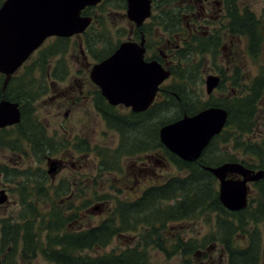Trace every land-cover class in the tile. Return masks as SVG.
I'll return each instance as SVG.
<instances>
[{"label":"rangeland","instance_id":"obj_1","mask_svg":"<svg viewBox=\"0 0 264 264\" xmlns=\"http://www.w3.org/2000/svg\"><path fill=\"white\" fill-rule=\"evenodd\" d=\"M240 2V7L252 11L260 22L259 35L261 36V42L258 45H254L255 55H251L247 49L248 36H246L245 44L240 41L238 34L235 36V42L240 51L243 52V47L246 46V84L251 88L256 84V81L264 79V0H240ZM187 3L188 0H178V3L173 6L159 4V8L155 10V13L158 15L162 10L168 9L170 11L167 13L168 15L180 16L182 11H186L185 4ZM194 3L196 4V1ZM211 6L208 9L209 19H213L219 10V6L215 1ZM92 11L93 9L89 12V15L91 16L94 13L96 15L94 20L97 22L92 31V33L94 32V36L92 37L91 34L88 36L91 42H93V48L96 50L93 53L101 54V51H107L110 47L115 46L117 41L128 39L129 33L132 30V22L127 16L126 0H107L106 2L104 0L102 5L97 7L94 12ZM196 11H200L198 3L196 4ZM221 16L219 15V18ZM219 18L216 22L211 20L210 23H207L208 28L212 29L218 26L220 24ZM189 20L190 15L186 16L185 21L182 22V27ZM162 23L163 20L157 16L155 19H152L151 26L149 23L147 24L149 44H156L160 39V28L164 32V27L160 25ZM176 30L181 31L177 28L173 29L172 35L175 34ZM80 39L79 36H76L69 41L67 40L68 42L66 43L45 44L42 48V53L38 54L39 52H37L32 57L31 62L27 64V67H29L34 60L37 61L33 67L31 69H27V67L21 69L22 73L19 76L21 82L34 77L37 79V85L40 82L44 84L41 95L27 106L26 112L28 114L32 113V117L39 121L44 129L46 141H48L49 145L44 152H42L38 145H31L33 147L31 150L28 142L20 138L17 140L16 138V145H20V149L6 146L7 141L13 139L20 132L21 127L19 125H17L16 129H8L7 133L5 131L3 136L0 135V142L3 141L4 143V145L2 142L0 144V171L4 172H0L1 180L3 183L8 184L5 188L8 189L9 194V201L0 205L1 218L12 217L15 220L18 219V214L23 206L17 188L26 187L25 191H31L32 187H36V181L39 179L38 167L41 166L47 171L48 161L51 158H64L65 161L59 174L54 179L57 187L60 186L57 184L68 178L67 176H71V179H73V176H77L78 179L85 181L83 186L86 187H65L69 190V193L71 192L72 194L73 192V195L69 196V198H67L68 194L63 196L75 202L76 206L79 202L82 203L87 200V197H90L92 200L89 208L90 214L87 215V212H85L86 215H83V209L82 220H75L73 223L70 222L68 224V228L72 230L78 229V226L82 229L88 224H99L114 210L118 200L135 198L150 185H160L171 176L183 174L171 155L168 154L166 148L164 146L160 147L157 140L156 147L153 149L138 150L136 152L130 149L131 144L135 140L143 139L149 141V143L151 142L149 138L153 126L150 123L151 119L146 118L144 123L139 124L141 128L139 130L136 129L135 132V127H133L131 138L133 137L134 139V134H138L140 137L128 142L129 138L123 136L120 130H114L105 124L95 109L91 96H79L78 91L77 93L70 92L68 89L69 81L66 80L51 85L50 78L46 77L42 72V65L44 66V70H49L48 62L50 60L53 61L52 73L63 71V73H70V77L72 73H78L79 71L82 73L86 69L87 72L91 70V65L97 59L92 53H90L89 60L82 57L85 64L81 62L79 57H76L79 55L78 42ZM240 60L241 57L239 56V58L236 57L233 61L235 64L233 74L237 73L238 76L236 81L240 79ZM88 61L90 62L89 64ZM220 62V59H216L213 62L212 57L206 54L192 53V46H184L180 52H177L173 56L174 72L177 75H183V77H179L175 73L174 77L166 81L162 87L185 86L186 98L190 103H198L196 105H198L199 109L204 108V104L213 102L229 106L234 99L241 98V95H246L245 97L249 96V87L244 86L242 83L238 88V94L235 96L231 94L236 89V82L233 79H227L225 84L217 88L213 94H207L205 78L209 73H213L211 68L212 63ZM228 77H230L229 73ZM84 80L87 82L85 76ZM169 84L171 85L168 86ZM88 90L95 91L96 87L87 85L86 91ZM166 99L168 98L165 97V93H162L161 102H167ZM166 106L165 110L157 113V117L162 118L167 113H170L168 117L174 119L182 115L181 112H177L179 106ZM254 109L252 118L254 124L249 132L235 131V125H231L229 126L230 132L226 131V134H228L225 137L226 139H219L217 144L213 146V150L220 149L225 153L226 161L228 157H231L232 159L256 162L258 155L253 153V146L259 145L261 149L264 148V88H261L260 95H257ZM66 112H68V116H65ZM118 112L127 116L130 115L129 111L122 106L118 108ZM236 138L242 144L238 143L237 145ZM81 139H85L87 142H81ZM23 149H27V153L23 152ZM73 154L75 155L74 159H67L65 157H71ZM146 161L150 172L143 177L141 167L143 162ZM80 165H82L81 170ZM6 168L8 170L7 174L5 173ZM17 170L19 171L18 174H16ZM22 173H25V175ZM26 178L27 182H25ZM120 179H124L125 182ZM49 182L52 184L50 178ZM51 184L49 187H52ZM45 185L48 186L47 182L43 184V186ZM2 188L4 187H0V189ZM45 198L43 197L41 205L44 209H49L52 201L48 198L44 200ZM51 199L59 201L55 197H51ZM174 202L172 200L167 203L163 202V204L170 205L174 204ZM249 208L254 210V215H256V219L258 220L250 222L243 220L242 227L244 226L248 231H252L253 235L260 239V246L262 248L260 264H264V185L251 191ZM217 214V211H212L209 214L199 216L195 220L176 225V228L169 229L168 232L160 231L161 234L168 233V235L175 234L184 237V241L190 238H197L201 243L205 242L203 251L198 254V259H195L194 255L186 258L179 253L168 258L163 251L150 246L148 249L151 255V264H227L228 256L223 245L216 240L210 239L211 234L217 228ZM238 222L236 220L235 223L238 225ZM242 227H240L241 230ZM127 235L131 237L116 236L106 248L98 249L92 253L102 254L112 250L124 249L127 246L131 247L138 243L137 234L127 233ZM206 253L207 255L205 256ZM26 263L53 264L41 255L27 260Z\"/></svg>","mask_w":264,"mask_h":264},{"label":"trees","instance_id":"obj_2","mask_svg":"<svg viewBox=\"0 0 264 264\" xmlns=\"http://www.w3.org/2000/svg\"><path fill=\"white\" fill-rule=\"evenodd\" d=\"M154 1L156 9L159 8V4L173 6L178 3V0ZM223 1L228 13L229 31L239 33L241 29L245 28L250 42L253 43L250 46V54L255 55L254 43L261 40L259 20L256 19L252 11L240 7V0ZM1 2L2 0H0ZM163 11L169 18H176L174 14L175 17L167 14L170 12L168 9ZM87 12L90 10L87 9ZM157 16L160 18L159 14ZM96 24L97 22L94 20L89 29L93 31ZM58 41L61 42L62 38H58ZM36 62L34 60L29 67L26 65L27 69H31ZM45 71L42 65V72ZM177 76L183 77V75ZM36 82L37 79L31 77L24 82L20 81L23 88L20 87L18 92L15 90L12 92V87L8 89L6 98L21 104L23 117L19 125L21 127L20 132L13 139H9L6 146L20 149V145H16V138L28 142L30 146L38 145L42 152L49 145L39 121L34 119L32 114L26 112L27 106L39 98L42 93L43 82H40L39 85ZM183 87L182 85L167 87L168 89L162 90V93H165V97L168 98L166 99L167 102L158 100L145 113L133 114V120L130 117H125L113 123L114 127L117 125L122 135L128 137V142H130L140 137V135L134 134V139L131 138V132L133 127H135L134 132L141 128L139 119L142 115L145 114L147 119H151L150 123L153 124L149 137L151 142L143 139L135 140L130 146L132 151L153 149L156 147V140L159 146L163 147L161 140H159V127L177 120L185 114L193 115L201 109L196 105L198 103L189 102L186 98L185 86ZM10 92L13 94L9 95ZM256 98L257 94H254V96L249 95L243 99H234L229 106L217 105L228 109L230 113L228 124L235 125V131L249 132L254 124L252 118ZM210 104L214 105L206 103L204 107ZM166 105L179 106L177 112H181L182 115L174 119L168 117L170 113L162 118L157 117V113L167 108ZM110 125H112L111 122ZM5 131L8 132V130ZM226 131L224 130L213 138L197 161H185L166 148L183 174L171 176L160 185L147 187L135 198L118 200L114 210L102 222L95 225L88 224L82 229L79 226L78 229H69L68 224L75 220L81 221L83 209V215H86L85 212L87 215L90 214L91 198L87 197V200L82 203L79 202L76 206L75 202L67 199L71 192L69 193L65 187H54L53 185L49 187L47 171L41 166L38 167L37 186L32 187L31 191H25L26 187L17 188L23 206L18 214V219L0 217V264H27V260L39 255L53 264H151V255L148 249L150 246L160 249L168 258L179 253L186 258L194 255V258L198 259V254L203 251L205 242L201 243L197 238L184 241V237L175 234L168 235V233L161 234L160 231L168 232L169 229L176 228V225L195 220L212 211H217L218 214L217 228L211 234L210 239L223 245L228 256L227 264H260L262 256L260 239L254 236L252 231L242 227L243 220L247 222L258 220L254 215V210H251L249 206L236 212L226 209L219 199L218 179L210 171L203 168L205 166H217L226 161V155L222 150H213V146L217 144L219 139H226L225 137L228 135ZM235 140L238 145V138ZM1 142L4 145L3 141ZM253 147V153L257 154L259 146L254 145ZM22 151L27 153V149ZM227 159L232 158L228 157ZM16 172L18 174L19 171ZM22 174L25 175V173ZM25 182H27V178ZM45 182L48 186H43ZM66 194H68L67 198L63 196ZM50 196L59 201L52 200ZM43 197L52 201L49 209L42 207ZM172 200L175 201L174 204H163V202L167 203ZM236 220L239 221L238 225L235 223ZM127 233L137 234L138 243L131 247L127 246L124 249L112 250L102 254L92 253L98 249L106 248L116 236L131 237Z\"/></svg>","mask_w":264,"mask_h":264},{"label":"water","instance_id":"obj_3","mask_svg":"<svg viewBox=\"0 0 264 264\" xmlns=\"http://www.w3.org/2000/svg\"><path fill=\"white\" fill-rule=\"evenodd\" d=\"M101 0H5L0 7V72L10 79L23 63L51 36L70 37L86 31L92 22L84 9ZM152 14V0H127V16L141 26ZM144 41L123 42L116 51L95 63L90 76L112 105L124 104L134 112L147 110L154 102L160 85L171 71L157 60L144 59ZM220 78L209 75L207 91L218 86ZM228 110L210 106L196 114L161 126L163 145L185 161H197L212 139L219 135L228 121ZM22 120L21 104L7 98L0 101V128ZM48 173L54 175L57 162L51 160ZM219 180V199L230 211L248 205V182L258 181L264 172L254 173L239 162L205 166ZM236 173L243 179L228 178ZM8 192L0 190V204L8 201ZM98 208V206H96Z\"/></svg>","mask_w":264,"mask_h":264},{"label":"flooded vegetation","instance_id":"obj_4","mask_svg":"<svg viewBox=\"0 0 264 264\" xmlns=\"http://www.w3.org/2000/svg\"><path fill=\"white\" fill-rule=\"evenodd\" d=\"M194 1H196V4L198 3V9L200 11H196V4L194 3ZM214 1L219 6L218 7L219 10L217 11V15L214 16L213 19H209L208 9L212 7L211 5H213ZM152 3H153V9H152L151 16L148 17L141 26H137L136 23L131 20L132 30L129 33L128 39L117 41V44L115 46L110 47L107 51H105V50L101 51L102 52L101 54L93 53L96 50L92 46L93 42H91L90 37H88L90 34L92 37L94 36V32L92 33L91 29H89L93 23H91L90 27L83 33L75 34V35L70 36V37L52 36V37H49L48 40L45 41L44 44H48V43L50 45L56 44V43L59 44L58 38H62L61 43H66L70 39H73L74 37L79 36L81 38L80 41L78 42L79 55L76 57H79L81 62L83 64H85L84 61L82 60V57L89 60L90 55H91L90 53H92V55L95 58H97L96 61L94 62V64H95V63L101 62L103 59L108 57L109 53L112 54L114 51H116L118 49V47L125 41L129 40V41L136 42L139 44L142 41H144V45H143V47L145 49L144 59L146 61L157 60L158 62H160L163 65L164 68L171 71V75L168 77V79L165 80L160 85V90L158 91L154 102H157L158 100L161 99L162 90L166 89L162 86L166 83V81H169L171 78L174 77L175 68H173V56L177 52H180L182 47H184V46H190L191 47L192 46V53H201V54L209 55L212 57L213 62H215L216 59L221 60L220 63H212L211 68L213 70L212 71L213 73H209L205 78V86H206L207 94H209V95L213 94V92L217 88H220L221 86H223V84H225V81L227 79H229V80L233 79L234 82H236L235 83L236 89H234L231 92V94L233 96L238 94V90H239L238 88L241 85V83L244 86L246 85L249 87V89H250L249 95H251V96H253L254 94L260 95L261 88H264V79L256 81V84L251 88L248 84H246V81H247V76L245 73L246 72V56H247L246 46L243 47V52H242V51H240L239 48H237V45L235 42V36H236V34H238L240 41L245 44L246 36H247V34L245 32V28L241 29L239 33H231L229 31V28H228V19L229 18H228L227 9L225 8V4H224L223 0H188V3L185 4L186 11H182L181 15L180 16L176 15V18H174V19L169 18L164 13V11L162 10L161 12H159V16H160V19L163 20V23L160 25H162L164 27V32H163V29L159 27L161 29V34H160V39L158 40V42L156 44H149V41H148L147 24L149 23L151 26L152 19L154 17H156V15H157V13H155L156 12L155 11L156 10V3L154 0H152ZM99 5L100 4L98 3L95 6L87 7L83 11V14L89 15V12H87V9H89L90 11L93 9L92 12H94V10L97 7H99ZM194 5H195V7H194ZM218 13H219V15H222L220 18H219ZM188 15H190V20L187 21V24L185 22V26L182 27V22L185 21V18ZM91 16L93 18V20H92V22H93L96 15H94V13H93ZM218 18H219L220 24L216 27H213L212 29H209L207 23H210L211 20L213 22H216V21H218ZM148 20H151V21H148ZM167 26H168V29H167ZM204 27H206V29H204ZM176 28L181 30V31L176 30L174 32L175 34L172 35L173 29H176ZM167 32H168V34H167ZM228 36H229V38L227 39ZM97 41H98V39H97ZM260 42H261L260 40L255 41L254 45H258ZM251 44H253V43L250 42V40L248 38L247 49L249 50V53H250ZM43 47L41 46L39 49H37L31 55L30 59L28 60L29 63L31 62L32 57L37 52H39L38 54L42 53ZM226 50H228V52H226ZM227 55H228V58H227ZM239 56L241 57V60L239 63L240 64L239 65V72H240L239 78L240 79L238 81H236L238 79V76H237V73L233 74V69L235 66L233 61L236 59V57L239 58ZM89 63L90 62L88 61V64ZM48 64H49V70L46 69V71L43 73H44V75H46V77L50 78L51 85H55L56 83L63 82L64 80H66V81H69L68 89L70 92H76L77 93V91H78L79 96H81V95L91 96L92 102L94 103L95 109L97 110L98 114L101 116V118L103 119L105 124L114 130H119V129H118L117 125H116V127H114L113 123L116 122L118 119H122V118L127 116L125 114H121L120 112H118L119 107L122 106L125 109H127V111H129L130 115L127 116L126 118L130 117L132 120L134 118L133 114L145 113L146 111H148V109H147V110L140 111V112H134L130 106H126L124 104H118V105L110 104L109 101L102 95L101 89L99 88V86L95 82H93V80L91 79V76H90L91 70L89 72H87V69H86L82 73H81V71H79L78 73H72V75L69 77L70 73L69 74L63 73V71L52 73L53 61L50 60L48 62ZM26 65L27 64H24L19 70H17L14 74H12L10 79L7 82H6L7 75L5 73L0 72V101L2 100V98H5L6 95H8V89L9 88L12 87L11 88L12 92H14V90L16 92H18L20 87L23 88V84L20 83L21 79L19 78V76L22 73L21 69L22 68L24 69L26 67ZM93 65H91V67H93ZM241 71H243V73H241ZM226 72H227V75H226ZM87 73H88V75H87ZM228 73H229L230 77H228ZM209 75H216L220 78L218 86L215 87L211 93H208L207 85H206V79ZM84 76L87 78V82H85ZM87 85H89L90 87H92V86L96 87V90L95 91H91V90L86 91ZM12 92H10L9 95L13 94ZM245 96L246 95H241L240 99L245 98ZM212 104H214V105L210 104L207 107L200 109L199 111H201L205 108H208L210 106H220V105H217L216 102H213ZM221 107H223V106H221ZM224 108H226V107H224ZM21 110H22V108H21ZM198 112H196V113H198ZM228 113H229V111H228ZM65 116H68V112L65 113ZM22 117H23V112H22ZM229 117H230V113L228 114V121H227L226 126L223 129V131L227 130L228 132H230L229 126H231V125L228 124L229 123ZM145 121H146V115L144 114L139 119V122L144 123ZM21 122H22V120H21ZM21 122L15 124V125H12V126L0 128V135L3 136L5 133V130L16 129L17 125H20ZM110 122L112 123V125H110ZM81 142H87V140L81 139ZM261 144H263V142H261ZM30 149L32 150V146H30ZM257 150H258V153H257L258 157H256V162H251V161H247V160H233V159H228L225 162H239L242 165H244L246 168L252 170V172H254V173L261 172V171L264 172V148L261 149V147L259 146V148ZM84 151H85V148H84ZM32 155H34V154H32ZM65 157L67 159H70V158L74 159L75 155L73 154V155H71V157L70 156H65ZM51 160H55L57 162V170H56V173L54 175H51L48 173V169L50 166L49 164H50ZM64 164H65L64 158L63 159L62 158H51L48 161L47 176L51 179L52 184H51V182H50V184L53 185L54 187H57L56 184L54 183V179L59 174V172H60V170ZM141 168H142L141 170H142L143 177L145 175L149 174L150 168L147 166V161L143 162ZM203 168L206 169L205 167H203ZM81 169H82V165H80V170ZM0 172L4 173L3 171H0ZM5 173L6 174L8 173L7 168L5 169ZM67 177L68 178L65 181H63L57 185L58 186L60 185L59 187H86V186H83V183L85 182L83 179H78L77 176H73V179H71V176H67ZM228 178L243 179V176L240 174L232 173V174L228 175ZM120 180L125 182L124 179H120ZM263 185H264V177L258 181L248 182V186H249L248 200H249V203H250L251 191L255 188L263 187ZM7 186H8L7 183L2 182L1 173H0V187H4L2 189H5L6 191H8V189L5 188ZM2 189H0V190H2ZM71 195H73V192ZM71 195H69V196H71Z\"/></svg>","mask_w":264,"mask_h":264}]
</instances>
